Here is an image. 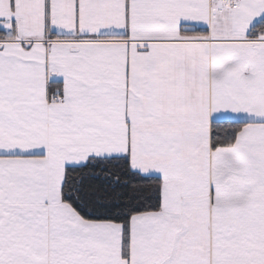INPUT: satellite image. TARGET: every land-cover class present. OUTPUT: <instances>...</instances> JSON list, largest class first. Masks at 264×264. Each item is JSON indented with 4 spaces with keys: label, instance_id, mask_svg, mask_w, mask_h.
Segmentation results:
<instances>
[{
    "label": "snow or ice",
    "instance_id": "obj_1",
    "mask_svg": "<svg viewBox=\"0 0 264 264\" xmlns=\"http://www.w3.org/2000/svg\"><path fill=\"white\" fill-rule=\"evenodd\" d=\"M0 264H264V0H0Z\"/></svg>",
    "mask_w": 264,
    "mask_h": 264
}]
</instances>
